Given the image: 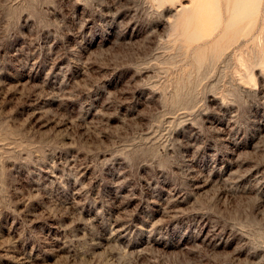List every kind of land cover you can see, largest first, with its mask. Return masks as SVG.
Segmentation results:
<instances>
[{"label": "rangeland", "instance_id": "rangeland-1", "mask_svg": "<svg viewBox=\"0 0 264 264\" xmlns=\"http://www.w3.org/2000/svg\"><path fill=\"white\" fill-rule=\"evenodd\" d=\"M0 264H264V0H0Z\"/></svg>", "mask_w": 264, "mask_h": 264}]
</instances>
